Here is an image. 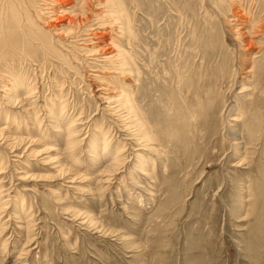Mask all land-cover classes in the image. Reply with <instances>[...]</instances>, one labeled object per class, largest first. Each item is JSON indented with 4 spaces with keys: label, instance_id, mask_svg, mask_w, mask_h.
<instances>
[{
    "label": "rangeland",
    "instance_id": "1",
    "mask_svg": "<svg viewBox=\"0 0 264 264\" xmlns=\"http://www.w3.org/2000/svg\"><path fill=\"white\" fill-rule=\"evenodd\" d=\"M12 1L0 0V264H264V0H117L98 55L82 0L51 5L53 21L49 0L14 13ZM118 50L126 70L104 59ZM124 145L125 166L105 174Z\"/></svg>",
    "mask_w": 264,
    "mask_h": 264
},
{
    "label": "bare ground",
    "instance_id": "2",
    "mask_svg": "<svg viewBox=\"0 0 264 264\" xmlns=\"http://www.w3.org/2000/svg\"><path fill=\"white\" fill-rule=\"evenodd\" d=\"M16 0H14V2L12 1L11 5H8L10 7V9L14 12H16V8H18V2H15ZM46 2V0H44ZM67 0H49L50 3L46 4L45 9H44V13H46V15H48L49 20H54L57 19L59 17H57V15H55V10L51 7V5H53L54 3H64ZM70 1V0H69ZM44 3V2H43ZM20 5V4H19ZM13 6V7H11ZM55 6V5H54ZM81 9L82 14H84V16H86V18L83 20V22H85V20L89 19L91 17V14H93V17H95L94 19V24H96L94 27L89 26L87 30H84L83 35L87 36L89 38H92V40H96L95 44H98L99 47H95L91 50L92 52H94V55H98L100 52V50H106V45H104L103 41H101L103 38L99 37V35H102L104 33H102L101 30H104L105 28L115 25L116 23V19H120L122 13L119 10L121 7V4H119V2L117 0H82L81 1ZM96 6V8H95ZM4 4H3V8H4ZM7 7V6H6ZM22 7V6H21ZM24 7V6H23ZM2 8V7H1ZM7 9V8H6ZM19 9V8H18ZM24 9V8H23ZM59 9V8H58ZM5 10V9H4ZM27 10V9H26ZM25 10V11H26ZM4 12V11H3ZM20 12V11H19ZM89 12V13H86ZM110 12L109 14H106ZM1 13V12H0ZM9 13V12H8ZM26 13V12H25ZM3 14V13H2ZM27 14V13H26ZM56 16V17H55ZM18 17V13L16 14V19ZM25 17V16H23ZM55 17V18H54ZM107 18V19H106ZM116 18V19H115ZM22 19V18H20ZM24 19V18H23ZM29 19V18H28ZM74 19V18H73ZM59 20V19H58ZM80 20V19H79ZM90 20V19H89ZM13 21V20H12ZM27 21V20H26ZM32 21V20H31ZM82 21V20H81ZM93 22V21H92ZM3 23V21H2ZM12 23V22H11ZM18 23V22H17ZM20 23H22V20L20 21ZM26 23V22H25ZM23 24V23H22ZM21 24V25H22ZM92 24V23H91ZM111 24V25H110ZM79 26V25H78ZM59 32L61 31L62 33L65 31L61 30V27H58ZM17 31V30H16ZM22 31V30H20ZM83 31V30H81ZM80 31V32H81ZM23 32V31H22ZM27 32V31H26ZM68 32V31H67ZM13 33V32H12ZM79 35V34H78ZM80 35H82L80 33ZM7 36V35H6ZM104 36V35H103ZM75 37V36H74ZM64 38V37H63ZM101 39V40H99ZM75 40V39H73ZM82 40V39H81ZM90 39V41H92ZM99 40V41H98ZM65 41V40H64ZM62 42V41H61ZM63 43V42H62ZM107 43V42H105ZM111 43V42H110ZM113 47V46H112ZM108 49V48H107ZM113 50V49H112ZM100 51V52H99ZM107 52V51H106ZM105 53V52H104ZM99 58V57H98ZM104 59L108 60V61H112V62H116L120 67V70H126L124 69L125 67L127 68V66L130 64L127 56L125 55V53L122 50H118V51H112V52H107L106 56L104 57ZM95 60V59H94ZM98 60V59H97ZM101 60V59H100ZM104 61V60H103ZM99 78V77H98ZM14 84V83H13ZM14 87V86H13ZM99 90V89H98ZM112 92V91H111ZM110 92V93H111ZM32 93V92H31ZM7 94V93H6ZM109 94V93H108ZM120 98L122 101H120V104H122L127 110L128 113L130 114L131 118V122L132 124H134V127H137L138 133L141 136V140L144 141L146 139V143L147 145L150 146L151 143V131L149 130L148 126L144 123V120L142 118V116L138 115L136 113V109L137 106L133 103V100L129 98V94H127V96L123 93L119 94ZM108 97V96H107ZM111 98H115V100L113 101H119L118 99V95H111V97L107 98V99H111ZM11 102L16 103L13 101V99H9ZM114 103V102H113ZM122 109V108H121ZM63 110V111H62ZM61 110V119L64 122L68 120L67 118V110L65 108H63ZM66 110V111H65ZM124 112V111H123ZM66 116V117H65ZM129 116V115H128ZM56 118V117H55ZM71 125L67 128V132H68V141H67V146L71 147L74 144V131L73 128H75L77 125L75 124V121H71ZM56 126H58V128H62L63 123L61 122V120H56ZM148 128V129H147ZM60 132H62V130H60ZM98 131V130H97ZM137 132V131H136ZM99 134V133H98ZM103 135V134H102ZM8 139V138H7ZM110 143L109 141H105L103 144V151L105 152V150L109 147ZM126 146L124 145L123 147H121V150H119V152L116 153L115 157L112 160V163L107 167V169L104 171L105 174H109V176H112L113 174L117 173L118 171V166H125V162H126V157L124 156V152L126 151ZM73 147V146H72ZM151 147V146H150ZM120 149V148H119ZM98 152V150H97ZM99 153V152H98ZM99 155V154H98ZM4 159V158H3ZM6 161V160H5ZM1 163H3V160L1 161ZM120 163L122 165H120ZM125 163V164H124ZM7 164V163H6ZM140 166V165H139ZM1 168H3V166H1ZM65 168V167H64ZM120 169V168H119ZM139 170V169H137ZM1 174V173H0ZM108 176V175H106ZM74 180V178H73ZM106 180L110 181V178H106ZM73 182V181H72ZM18 208V206H17Z\"/></svg>",
    "mask_w": 264,
    "mask_h": 264
}]
</instances>
